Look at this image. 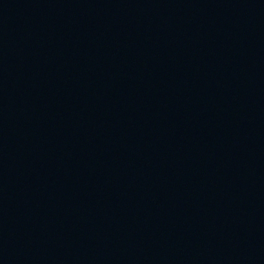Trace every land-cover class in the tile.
Listing matches in <instances>:
<instances>
[{"label":"water","instance_id":"1","mask_svg":"<svg viewBox=\"0 0 264 264\" xmlns=\"http://www.w3.org/2000/svg\"><path fill=\"white\" fill-rule=\"evenodd\" d=\"M0 264H264V0H0Z\"/></svg>","mask_w":264,"mask_h":264}]
</instances>
